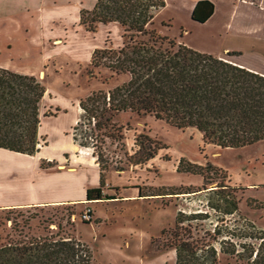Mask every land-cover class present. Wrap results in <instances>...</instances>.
<instances>
[{
  "label": "rangeland",
  "instance_id": "obj_1",
  "mask_svg": "<svg viewBox=\"0 0 264 264\" xmlns=\"http://www.w3.org/2000/svg\"><path fill=\"white\" fill-rule=\"evenodd\" d=\"M74 1L0 0V65L35 74L45 85L39 115L50 116L55 105L64 111L57 120L72 112L73 121L64 129L71 134L80 114L78 98L98 86L96 75L101 79L108 73L103 66L92 67L88 73L91 49L121 40L116 21L86 28L69 5ZM256 3L261 6L239 4L230 15L249 25L247 32L225 29L220 38L195 43L264 71V2ZM167 11L163 8L158 13ZM167 21L153 15L152 24L162 32L160 27ZM226 49L239 52L227 53ZM115 120L121 125L122 137L97 138L109 162L102 184L108 195L80 202L0 208V235L19 227L33 233H69L88 245L89 264H174L170 242L175 232L188 228L199 244L208 241L215 248L212 264L264 260V137L222 146L204 140L194 126H175L151 112L123 110ZM140 133L160 146L146 160L133 163L128 153L136 147L134 140ZM43 136H38L39 143ZM91 149L79 146L78 154L96 161ZM180 156L183 161L204 164V175L176 169ZM215 189L234 195L237 207L224 212L223 199ZM177 209L183 213L204 211L205 215L175 223Z\"/></svg>",
  "mask_w": 264,
  "mask_h": 264
},
{
  "label": "trees",
  "instance_id": "obj_2",
  "mask_svg": "<svg viewBox=\"0 0 264 264\" xmlns=\"http://www.w3.org/2000/svg\"><path fill=\"white\" fill-rule=\"evenodd\" d=\"M163 3L164 0H94L91 6L78 10V21L86 28L94 29L97 22L114 20L121 35L116 44L103 43L91 49L88 73L99 66L108 73L101 79L96 75L98 86L78 98L80 114L72 124L73 139L80 146H91L99 166L98 183L86 186V198L108 195L102 193L101 184L109 162L97 138L122 137L121 125L115 120L119 111H146L175 126H194L204 140L222 146L242 145L264 137V71L160 32L152 21L155 10ZM212 9L211 0H196L190 16L204 20ZM44 90L45 85L35 74L0 65V146L28 153L37 148L38 106ZM134 141L136 147L128 153L133 163L146 160L160 146L151 143L144 133ZM203 167L195 161H183L182 156L176 163V169L202 175ZM215 191L223 199L224 212L237 207L234 195L221 189ZM210 202L219 206L218 202ZM15 206L21 205L0 208ZM202 212L183 213L177 209L174 221L202 217ZM174 234L170 242L174 264L214 262L215 248L208 241L199 244L188 228ZM257 253L258 248L255 256ZM90 255L88 245L69 233H33L19 227L0 235V264H89ZM258 264H264V260Z\"/></svg>",
  "mask_w": 264,
  "mask_h": 264
},
{
  "label": "crops",
  "instance_id": "obj_3",
  "mask_svg": "<svg viewBox=\"0 0 264 264\" xmlns=\"http://www.w3.org/2000/svg\"><path fill=\"white\" fill-rule=\"evenodd\" d=\"M195 1L164 0L155 10L154 17L168 20L160 27L162 32L200 49L203 48L195 41L201 43L203 38H220L227 29L247 32L249 25L243 23L241 18L230 16L239 4L261 6L256 3L259 0H211V13L204 20H197L190 16ZM93 2L94 0H75L69 5L78 15L81 6L89 7ZM163 8L168 11L159 14ZM56 106L59 105H55L50 116L43 118L39 115L37 134L44 136L32 153L0 146V206L80 202L90 199L85 197V188L98 183V163L78 154L80 144L70 132L64 131L73 121L72 112L64 120H57L64 111H58ZM43 119H46V123H42ZM102 184L101 191L105 193Z\"/></svg>",
  "mask_w": 264,
  "mask_h": 264
},
{
  "label": "built area",
  "instance_id": "obj_4",
  "mask_svg": "<svg viewBox=\"0 0 264 264\" xmlns=\"http://www.w3.org/2000/svg\"><path fill=\"white\" fill-rule=\"evenodd\" d=\"M88 214V211L86 212V215Z\"/></svg>",
  "mask_w": 264,
  "mask_h": 264
}]
</instances>
